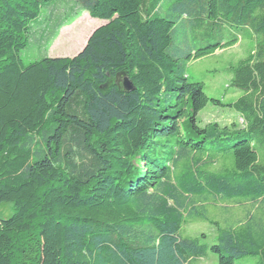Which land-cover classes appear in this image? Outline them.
Instances as JSON below:
<instances>
[{"label":"trees","instance_id":"1","mask_svg":"<svg viewBox=\"0 0 264 264\" xmlns=\"http://www.w3.org/2000/svg\"><path fill=\"white\" fill-rule=\"evenodd\" d=\"M58 1L0 0V264L264 263V0H70L53 37L84 11L105 23L75 55L24 64ZM244 37L223 68L242 94L208 95L188 64ZM208 106L242 123H202ZM215 199L248 206L210 222L214 243L182 235Z\"/></svg>","mask_w":264,"mask_h":264},{"label":"rangeland","instance_id":"2","mask_svg":"<svg viewBox=\"0 0 264 264\" xmlns=\"http://www.w3.org/2000/svg\"><path fill=\"white\" fill-rule=\"evenodd\" d=\"M46 6L40 8L35 21H32L28 34V44L19 52V57L24 64L41 57H71L82 49L90 33L101 24V19L92 18L87 12H81L74 20L63 24L54 36V30L58 22L63 18V12L79 11L70 0H60L55 7L50 8V18L45 16ZM254 37V36H253ZM253 41V40H252ZM250 41L244 37L239 43L232 47L217 50L213 55L201 57L188 64V74L202 81L205 91L224 102L233 101L242 93L228 86L230 75L225 73L224 66L227 62L236 61L245 55ZM202 123L217 122L221 125L231 122L242 123L239 114L223 107L208 106L199 114ZM207 170H216L227 166V162L221 159L208 161L203 158ZM207 206L206 218L194 219L185 224L182 228V235L199 236L205 234L207 243H214L216 227L211 221H217L221 226L227 223L236 222L244 215V208L247 204L236 205L222 203L219 199L209 203ZM11 213L10 204H0V219L8 217ZM189 264H217V254L208 251L203 257L192 260ZM235 264H264L260 255H252L239 258Z\"/></svg>","mask_w":264,"mask_h":264},{"label":"water","instance_id":"3","mask_svg":"<svg viewBox=\"0 0 264 264\" xmlns=\"http://www.w3.org/2000/svg\"><path fill=\"white\" fill-rule=\"evenodd\" d=\"M122 83H123V86L125 89H127V90L131 89V84L127 79H123Z\"/></svg>","mask_w":264,"mask_h":264}]
</instances>
